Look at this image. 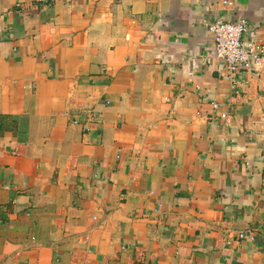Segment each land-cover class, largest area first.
Wrapping results in <instances>:
<instances>
[{
  "label": "crops",
  "instance_id": "1",
  "mask_svg": "<svg viewBox=\"0 0 264 264\" xmlns=\"http://www.w3.org/2000/svg\"><path fill=\"white\" fill-rule=\"evenodd\" d=\"M237 19L264 0H0V264H264V67L225 79L207 29Z\"/></svg>",
  "mask_w": 264,
  "mask_h": 264
},
{
  "label": "built area",
  "instance_id": "2",
  "mask_svg": "<svg viewBox=\"0 0 264 264\" xmlns=\"http://www.w3.org/2000/svg\"><path fill=\"white\" fill-rule=\"evenodd\" d=\"M35 1L49 6L58 0ZM223 4L231 5L230 3ZM207 29L214 38L216 58L226 66L227 76L225 79H231L242 71L258 72L264 67V36L259 39L243 41V36L248 29L245 19H237L234 22L217 20L209 24ZM212 111L218 112L219 106L213 104ZM220 118L227 120L228 116L221 113ZM240 237L242 236L240 235Z\"/></svg>",
  "mask_w": 264,
  "mask_h": 264
}]
</instances>
